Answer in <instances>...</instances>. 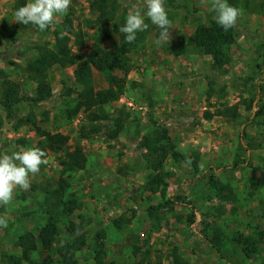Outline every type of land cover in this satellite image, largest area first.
<instances>
[{"label": "rangeland", "instance_id": "374dc122", "mask_svg": "<svg viewBox=\"0 0 264 264\" xmlns=\"http://www.w3.org/2000/svg\"><path fill=\"white\" fill-rule=\"evenodd\" d=\"M19 1L0 0V154L36 147L41 141L32 127L19 126L26 117L69 142L60 154L47 153L48 163L30 176L27 190L17 188L9 204H0V216L8 222L7 228H0V264L6 255L20 256L14 247L18 236H37L50 219L59 228L54 251L48 255L38 248L29 264H43L47 257L60 264L55 251L81 235L87 247L76 254L78 264H95L99 251L107 264H171L174 250L186 264L264 263V236L249 259L242 246L250 236L264 234V113L257 115L264 112V0L230 4L240 15L229 29L236 42L232 61L223 69H215L211 58L191 43L197 26L216 23L213 0H165L169 41L158 44L161 30L146 20L149 27L129 55L126 93L105 108L111 116L121 111L129 117L116 140L109 138L110 123L89 125L76 96L65 95L68 89H81L73 73L95 45L114 51L118 44L109 24H96L91 9L96 0H71L68 12L43 32L32 25L18 29L14 12ZM144 4L117 0L119 16L126 18ZM68 23L78 65L49 72L50 101L23 103L7 114L1 106L2 84L11 82L21 96L32 98L35 84L25 68L41 49L51 48L55 32L64 34ZM116 76L124 79L121 73ZM93 85L107 88L96 72ZM233 107L238 118L217 116ZM72 109L69 119L66 112ZM157 130L168 133L179 155H197L198 166L195 170L171 156L162 172L164 193L150 195L142 191L151 171L138 145ZM77 145L86 166L63 173L60 160ZM151 208L157 209L156 216L149 213ZM121 217L129 223L119 230L113 221ZM215 232L221 256L209 244Z\"/></svg>", "mask_w": 264, "mask_h": 264}, {"label": "trees", "instance_id": "16d2710c", "mask_svg": "<svg viewBox=\"0 0 264 264\" xmlns=\"http://www.w3.org/2000/svg\"><path fill=\"white\" fill-rule=\"evenodd\" d=\"M239 1V0H238ZM237 0L228 2L229 4L236 3ZM25 5V1H19L15 4V10ZM91 9L96 13V24H109L112 28V35L117 36L118 44L116 50H104L101 45L97 44L93 47L90 53L86 56L81 66L73 73V78L76 84L81 89L79 91H72L68 89L65 93L67 97L75 95L78 100V105L81 107L87 116L89 125L95 126L97 122H107L112 126L109 138L116 140L123 130L126 118L120 111L118 116H111L105 112V108L116 103L126 93L125 78L131 70L130 53L136 48L143 39V32L137 33V38L133 43H127L124 39L125 34L119 32V27L124 23L125 17L119 16L120 10L117 5V0H96ZM18 29L21 27H28L18 23ZM71 23L65 28L64 34L55 32L54 41L51 48H43L40 50L36 58L29 62L25 68L27 78L35 84V92L32 98H26L20 95L18 88L11 82H4L2 84L3 99L1 106L7 114H11L13 109L23 103L30 105H39L50 101L53 97V91L49 82V72L58 67L62 70L72 68L78 65L76 57L73 55L70 47V38L68 35L71 32ZM23 29V28H22ZM235 37L232 32L225 31L217 23H213L210 27L203 25L197 26L194 34L191 37V43L194 47L200 49L204 55L211 58L213 67L215 69H223L232 61L231 48L235 45ZM97 73L104 79L107 88L96 90L93 85V74ZM121 73L124 79H119L116 74ZM68 118L71 119L74 110L66 112ZM261 110L257 115H263ZM217 116L227 119H236L239 113L236 107L217 112ZM208 119L212 117L207 115ZM19 126H30L35 130V133L41 139L38 142V148L47 153L60 154L67 146L69 139L61 134H51L40 129L38 124L32 117H26L21 120ZM96 131V129H92ZM82 138V137H81ZM138 148L145 154L146 162L149 165L151 175L147 178L142 187L144 193L150 195L163 194L167 187L166 180L162 172L164 170L167 160L171 156H175L186 164H191L193 169L197 170L198 156L195 155L189 159L176 152V145L164 130L153 131L143 136ZM87 159L82 153V150L77 145L71 151H66L60 166L63 173H72L83 171L86 166ZM157 209L151 208L149 213L156 216L154 212ZM194 217V214L191 215ZM129 223V220L121 217L113 221V226L116 229H121L123 225ZM264 234L257 236H250L247 238L242 246L243 252L247 258H251L257 251V246L260 243ZM59 237V228L53 219H50L42 228L39 229L37 236L26 232L17 237L14 242V247L20 252V256L6 255L4 256L5 264H24L31 263V255L35 253L38 248L50 255L54 249L53 245ZM217 243V245H216ZM219 239V232H215L213 240L209 241L212 248H217L216 253L221 256L219 247L221 246ZM87 243L84 237L76 236L71 240L63 243L59 249L55 251L59 258L60 264H78L76 257L77 253L84 251ZM95 264H107L104 261L103 251L96 253L94 257ZM43 264H52L50 258H46ZM171 264H186L173 251ZM234 264V263H230ZM264 264V263H262Z\"/></svg>", "mask_w": 264, "mask_h": 264}, {"label": "clouds", "instance_id": "9594fccd", "mask_svg": "<svg viewBox=\"0 0 264 264\" xmlns=\"http://www.w3.org/2000/svg\"><path fill=\"white\" fill-rule=\"evenodd\" d=\"M165 0H145L144 7L130 12L119 32L125 34L127 43H133L137 33L145 31L150 21L161 31L157 43L169 41L171 21L164 6ZM71 0H28L14 12V21L23 25H32L43 32L53 25L58 15L68 12ZM216 23L225 31L232 28L240 15V10L231 6L228 0H213ZM48 163L46 153L38 147H29L11 154H0V204H9L17 188L27 190L30 176L40 171L41 165ZM7 219L0 216V228H7Z\"/></svg>", "mask_w": 264, "mask_h": 264}, {"label": "crops", "instance_id": "0c3cea01", "mask_svg": "<svg viewBox=\"0 0 264 264\" xmlns=\"http://www.w3.org/2000/svg\"><path fill=\"white\" fill-rule=\"evenodd\" d=\"M55 68H58V67H55ZM67 69H68V68H67ZM94 74H95V73H94ZM94 74H93V75H94ZM94 87H95V86H94ZM95 89H96V88H95ZM96 90H97V89H96Z\"/></svg>", "mask_w": 264, "mask_h": 264}]
</instances>
